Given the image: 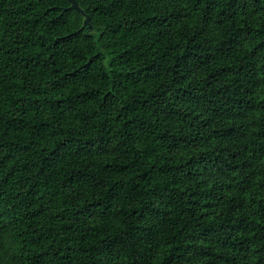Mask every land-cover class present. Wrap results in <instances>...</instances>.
Here are the masks:
<instances>
[{
	"label": "trees",
	"instance_id": "16d2710c",
	"mask_svg": "<svg viewBox=\"0 0 264 264\" xmlns=\"http://www.w3.org/2000/svg\"><path fill=\"white\" fill-rule=\"evenodd\" d=\"M0 0V264H264V0Z\"/></svg>",
	"mask_w": 264,
	"mask_h": 264
},
{
	"label": "water",
	"instance_id": "95a60500",
	"mask_svg": "<svg viewBox=\"0 0 264 264\" xmlns=\"http://www.w3.org/2000/svg\"><path fill=\"white\" fill-rule=\"evenodd\" d=\"M70 2V7L79 11L81 14L85 16L83 21V26L87 28H91V24L89 23V16L83 11V9L78 5L76 0H68Z\"/></svg>",
	"mask_w": 264,
	"mask_h": 264
}]
</instances>
